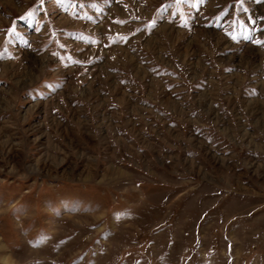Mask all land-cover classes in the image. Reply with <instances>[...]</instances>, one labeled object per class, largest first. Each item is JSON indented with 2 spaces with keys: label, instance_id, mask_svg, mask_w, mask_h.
<instances>
[{
  "label": "rangeland",
  "instance_id": "374dc122",
  "mask_svg": "<svg viewBox=\"0 0 264 264\" xmlns=\"http://www.w3.org/2000/svg\"><path fill=\"white\" fill-rule=\"evenodd\" d=\"M0 264H264V0H0Z\"/></svg>",
  "mask_w": 264,
  "mask_h": 264
},
{
  "label": "snow or ice",
  "instance_id": "6c2138e0",
  "mask_svg": "<svg viewBox=\"0 0 264 264\" xmlns=\"http://www.w3.org/2000/svg\"><path fill=\"white\" fill-rule=\"evenodd\" d=\"M185 2H188V0H185ZM29 15H31V13ZM118 23H119V21H118Z\"/></svg>",
  "mask_w": 264,
  "mask_h": 264
}]
</instances>
